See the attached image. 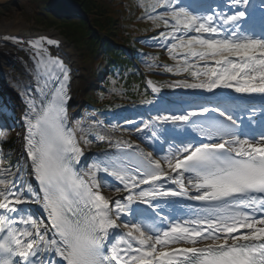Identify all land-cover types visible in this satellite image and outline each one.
<instances>
[{
  "label": "snow or ice",
  "instance_id": "obj_1",
  "mask_svg": "<svg viewBox=\"0 0 264 264\" xmlns=\"http://www.w3.org/2000/svg\"><path fill=\"white\" fill-rule=\"evenodd\" d=\"M248 3L231 0L235 11L225 13L196 12L183 0H141L147 18L169 29L159 35L169 55L184 65L175 70L191 77L170 87L234 89L250 98L257 94L261 104L238 106L225 95L213 108L201 104L141 121L136 132L153 139L191 126L203 140L181 139L163 158L138 145L132 154L106 155L89 165V179L76 168L85 150L77 126L69 122L71 69L46 47H59L60 41L49 36L27 41L40 97L39 103L36 97L27 100L22 116L30 163L23 160L13 172L0 148V264H264V121L258 131L252 128L257 111L264 116V32L244 27L248 12L239 6ZM148 84L160 91L153 81ZM241 111L251 115L245 119ZM7 135L0 130V139ZM83 143L91 140L83 137ZM115 147L133 144L116 141ZM25 165L38 189L22 179ZM98 172L120 182L122 187L114 188L118 198L102 194ZM165 197H187L205 206L186 204L188 219H169L161 215Z\"/></svg>",
  "mask_w": 264,
  "mask_h": 264
},
{
  "label": "trees",
  "instance_id": "obj_2",
  "mask_svg": "<svg viewBox=\"0 0 264 264\" xmlns=\"http://www.w3.org/2000/svg\"><path fill=\"white\" fill-rule=\"evenodd\" d=\"M69 1L78 5L83 10L86 23L89 27L87 32L92 29L96 30L94 41L95 44L102 43L104 46L102 53L103 57L107 60L105 64L109 66L110 75L116 78H124V74L127 73L126 67L124 74L122 70L129 56H125L127 52L123 48L118 49L116 43L130 47L133 46L134 50L135 48L146 46L152 41L149 36H143L153 30L150 22L146 23L148 20L146 10L140 5L135 6L136 0H133L131 8L130 0H103L102 3L96 0ZM60 6L66 7L65 5ZM129 9L132 10V14ZM117 16L120 20L115 19ZM130 18H133V21ZM98 33L108 36L103 37ZM129 64L135 69V65L131 59ZM131 92H133V95H129L126 97L127 99H134L135 92Z\"/></svg>",
  "mask_w": 264,
  "mask_h": 264
},
{
  "label": "bare ground",
  "instance_id": "obj_3",
  "mask_svg": "<svg viewBox=\"0 0 264 264\" xmlns=\"http://www.w3.org/2000/svg\"><path fill=\"white\" fill-rule=\"evenodd\" d=\"M13 27H14V23L8 17H5L0 20V34L13 35L14 33H19L22 36H25L26 38H32L34 36H38L39 34H41L32 29L24 30L22 28H19V31H13ZM42 35L49 36V37H52L53 39H57L60 41V46L59 47L51 46V51L55 54H57L56 52H59L61 54L60 56L64 57L65 63L71 69V83H70L71 106H70L69 114H70L73 125L77 126V135L79 136L78 138L81 139V142L83 143L84 136L79 131V128H83V122L80 118V115H81V108L83 107L84 102H85L84 92L88 86H91L92 84H94L95 80L89 77V73L85 68V64L79 58L75 48L71 46L70 44H68L64 39H62L59 36L58 32L50 31ZM6 48L9 49L8 47ZM16 49L17 48H12V50H16ZM4 50L6 49L4 48ZM1 58L2 60L6 59L5 56H2ZM16 60L18 61V58H16ZM10 61L14 62V60L12 59H10ZM18 64H20L22 67L26 66V63L23 60H21ZM1 87L2 88L4 87L3 83L1 84ZM3 109L7 113H11V115H9V119L16 120V119H19L20 116H23V113H21L22 110L20 109L13 110L9 102L7 103V105L3 106ZM6 131L8 133H11V131L8 129H6ZM17 133H20V136L24 139L25 128L21 124H19L18 126ZM21 147H25V140L20 141V148ZM83 148L85 150L84 151L85 160H86V157L88 156H92L93 158H95L94 155L90 153L88 144L83 143ZM32 205H35V204H32ZM41 214H43L41 216H46V213H43V211ZM47 257L52 260H57L59 258L58 256H55L53 254H48Z\"/></svg>",
  "mask_w": 264,
  "mask_h": 264
},
{
  "label": "rangeland",
  "instance_id": "obj_4",
  "mask_svg": "<svg viewBox=\"0 0 264 264\" xmlns=\"http://www.w3.org/2000/svg\"><path fill=\"white\" fill-rule=\"evenodd\" d=\"M17 3H14V11H11L8 15L7 14H1L0 11V20L8 17L13 23H14V27H13V31H19V28H22L24 30H28V29H32V30H41L44 29V26H41V23L35 24V22H37L38 20L35 19L34 16V12L31 6V2L29 0H15ZM39 1V0H34ZM40 6L42 8H45V3L40 4ZM77 51L79 53V55L81 56L82 61L85 63V67L86 69L90 72L91 77L93 79H96L93 75H92V71H91V65H90V58H88L87 56H85V51L83 49H79L78 47ZM10 59V57H8ZM0 60L2 62V58L0 57ZM25 76V80L30 82V75L29 73H24ZM6 81V80H5ZM98 85V82L96 81V83L93 86L87 87L86 88V92L90 89H94L96 88ZM179 87H170V90H175V93H179L180 90H177ZM160 92V91H159ZM158 92V93H159ZM3 95H0V98ZM159 98L161 100V96L159 95ZM164 104L160 105L159 108H163ZM92 113L90 112V115ZM13 128L15 130H17V127L14 126V124L12 125ZM7 128H5L4 130H6ZM10 130H11V126H10ZM16 133L15 131L11 132V134L9 136H7L6 138H4L3 140H8V138L13 134ZM4 153V164L5 166H10L11 169L13 171L16 170V166L18 163H20L22 161V159H19V157H17L18 155V141H17V145L16 146H12L11 148H6L3 150ZM19 161V162H18ZM24 171L27 173V170L24 169ZM28 174V173H27Z\"/></svg>",
  "mask_w": 264,
  "mask_h": 264
}]
</instances>
